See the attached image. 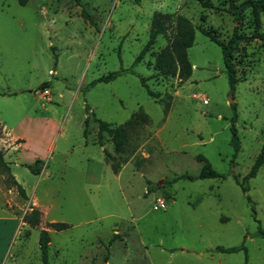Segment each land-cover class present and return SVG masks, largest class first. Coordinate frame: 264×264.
I'll return each instance as SVG.
<instances>
[{
  "label": "rangeland",
  "instance_id": "1",
  "mask_svg": "<svg viewBox=\"0 0 264 264\" xmlns=\"http://www.w3.org/2000/svg\"><path fill=\"white\" fill-rule=\"evenodd\" d=\"M160 15L169 28L134 64ZM178 16L195 28L184 82L156 69ZM237 24L262 33L264 12L235 22L229 0H0V150L27 196L0 172V264H42V228L49 264H264V164L248 191L239 184L264 145V41L238 46L231 89L221 48L197 29L226 42ZM121 70L130 72L87 88ZM131 118L123 140L103 132L97 144L96 119L115 129ZM197 155L222 177L174 180L199 174ZM36 159L48 167L40 175L25 166ZM32 217L37 228L23 222ZM54 221L69 228L55 232Z\"/></svg>",
  "mask_w": 264,
  "mask_h": 264
},
{
  "label": "trees",
  "instance_id": "2",
  "mask_svg": "<svg viewBox=\"0 0 264 264\" xmlns=\"http://www.w3.org/2000/svg\"><path fill=\"white\" fill-rule=\"evenodd\" d=\"M29 0H17L19 5H26ZM230 1V8L234 11V20L235 22H238L241 20V12L250 9L253 13H260L264 12V0H244L240 4L236 5L234 3L235 0H229ZM176 26H177V32L170 43V45L163 50L156 59V69L158 73L162 76H170V77H177L180 81H186L189 79L192 73V66L190 65L187 57V50L192 46L194 41V34H195V28L192 26L191 22L181 16H178L176 18ZM171 24V16L170 15H160L156 16L152 21L151 30L149 33V39L139 55L136 57L134 64L140 62L144 55L150 50L151 46L155 43L156 38L159 35H164L167 29L169 28ZM198 30L202 34H204L206 37H208L211 41L216 43L220 48L222 52L223 57V64L226 70V74L228 77V82L230 84L231 89H233L237 77H236V68L234 64V52L237 50L238 46L242 42H250L254 39H258L259 41H264V32L259 34H253L250 36L241 35L239 32V26L238 24L233 28L232 34L229 37V39L224 42L222 40H219L211 31L206 30L203 27H198ZM126 72H130V70H121L116 71L107 74L106 76L100 77L93 81L90 85L87 86V88H90L94 86L96 83H108L116 79L119 75H122ZM142 86L147 87L144 81V78L140 79ZM50 87L49 82L42 83L37 91L44 93L46 92ZM147 93L150 97H153L154 99L159 97V94L156 92H153L149 89H147ZM0 95H5L4 93H0ZM236 120V115L233 116L231 119L232 125L230 127V130L232 132V139L231 143L234 144V147L238 149L237 144V137H236V129L234 126ZM95 122L97 123V144L101 147L102 143L100 141V136L103 132L108 134L112 137H117L121 140L125 138V128L127 126H130L133 123V119H129L126 122L125 126L112 128L110 123H107L105 121H101L96 119ZM87 119L84 121V128H83V137L86 138L87 136ZM117 150V148H115ZM104 156L106 158L109 157L108 153L103 150ZM196 159L201 163V169L197 176H192L188 174L180 175L174 180L177 179H187L189 181H194L196 179H212L216 177H222L220 174H218L210 165L208 160L202 156L197 155ZM264 164V145L262 146L261 152L256 158L250 172L244 177L243 181L239 183L241 185L242 191L246 192L248 191V188L244 185V183L250 179L255 177L257 174L259 168ZM26 168L33 174V175H40L41 171L45 168L44 161L41 159H36L32 164L25 165ZM110 169L114 174L118 173V166L114 163H110ZM0 172L5 173L8 177L9 183L11 187H14L18 193V195L23 198L27 199L26 192L22 188V186L15 180L14 176L11 174L9 163L5 161L4 159V153L0 150ZM25 218V217H24ZM26 219V218H25ZM23 219V222H27L31 228H37L38 223L36 218L32 217L28 221ZM48 226L53 229L56 232L64 231L69 228V225L64 222H53L49 223ZM258 235L262 238H264V230L260 229L258 230ZM117 238V235H113L109 244H111L115 239ZM50 243V235L49 232L46 229H41L39 233V250L41 255L42 264H49L48 261V247ZM241 250H244L243 247H216L215 251L221 252V253H236Z\"/></svg>",
  "mask_w": 264,
  "mask_h": 264
},
{
  "label": "crops",
  "instance_id": "3",
  "mask_svg": "<svg viewBox=\"0 0 264 264\" xmlns=\"http://www.w3.org/2000/svg\"><path fill=\"white\" fill-rule=\"evenodd\" d=\"M49 90V89H48ZM47 90V91H48ZM4 131V130H3ZM4 133H5V135H7L6 134V132L4 131ZM8 136V135H7ZM9 137V140L10 141H13V139H17V138H12L11 136H8ZM24 143V142H23ZM22 145V143H18V144H14L12 147H11V149H13V148H15L16 146H21ZM43 159V158H42ZM48 168V167H47ZM47 168H44L42 171H41V173L44 171V170H47ZM114 174V173H113ZM35 204H36V202H35ZM37 205V204H36ZM5 220V219H4ZM9 221H12L13 223H15V224H17V219L16 218H10V219H8ZM55 222V221H54ZM53 223V222H52ZM65 223V222H64ZM68 224V223H67ZM42 229H45V228H42ZM15 230V229H14ZM14 230L12 231V233L14 232ZM47 230V229H46ZM0 232L1 233H3V231L2 230H0ZM56 232V231H55ZM49 245H50V243H49ZM1 256V258L3 257V255H4V251H3V249H2V251H1V254H0ZM105 264H107V257H105Z\"/></svg>",
  "mask_w": 264,
  "mask_h": 264
},
{
  "label": "built area",
  "instance_id": "4",
  "mask_svg": "<svg viewBox=\"0 0 264 264\" xmlns=\"http://www.w3.org/2000/svg\"><path fill=\"white\" fill-rule=\"evenodd\" d=\"M163 203L159 200L157 204L155 205L154 209H157L158 207H162Z\"/></svg>",
  "mask_w": 264,
  "mask_h": 264
},
{
  "label": "water",
  "instance_id": "5",
  "mask_svg": "<svg viewBox=\"0 0 264 264\" xmlns=\"http://www.w3.org/2000/svg\"><path fill=\"white\" fill-rule=\"evenodd\" d=\"M230 101H232V100H230Z\"/></svg>",
  "mask_w": 264,
  "mask_h": 264
}]
</instances>
